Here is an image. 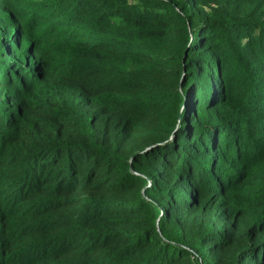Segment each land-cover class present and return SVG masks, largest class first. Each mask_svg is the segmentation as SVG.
Segmentation results:
<instances>
[{"label": "trees", "instance_id": "16d2710c", "mask_svg": "<svg viewBox=\"0 0 264 264\" xmlns=\"http://www.w3.org/2000/svg\"><path fill=\"white\" fill-rule=\"evenodd\" d=\"M0 264H264V0H0Z\"/></svg>", "mask_w": 264, "mask_h": 264}]
</instances>
